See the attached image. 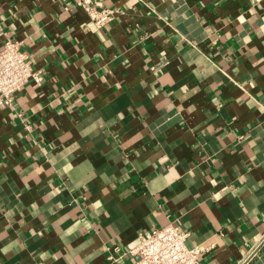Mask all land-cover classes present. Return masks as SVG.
<instances>
[{"label":"crops","instance_id":"obj_1","mask_svg":"<svg viewBox=\"0 0 264 264\" xmlns=\"http://www.w3.org/2000/svg\"><path fill=\"white\" fill-rule=\"evenodd\" d=\"M76 1L0 0L43 77L0 106V264H136L168 224L264 264V0Z\"/></svg>","mask_w":264,"mask_h":264},{"label":"built area","instance_id":"obj_2","mask_svg":"<svg viewBox=\"0 0 264 264\" xmlns=\"http://www.w3.org/2000/svg\"><path fill=\"white\" fill-rule=\"evenodd\" d=\"M76 6L98 29L110 23L115 15L114 10L103 7L96 0H77ZM42 80L41 72L33 69L21 50V43L13 40L4 43L0 49V106H11L14 96L24 85L32 82L40 85ZM187 238L188 232L168 224L142 232L138 244L127 254L136 258V264H199L203 249L188 245Z\"/></svg>","mask_w":264,"mask_h":264}]
</instances>
